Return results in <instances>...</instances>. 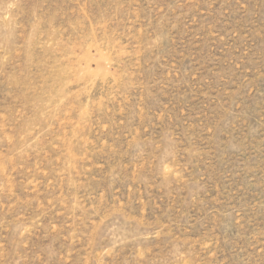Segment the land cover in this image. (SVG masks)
Here are the masks:
<instances>
[{"label":"rangeland","instance_id":"obj_1","mask_svg":"<svg viewBox=\"0 0 264 264\" xmlns=\"http://www.w3.org/2000/svg\"><path fill=\"white\" fill-rule=\"evenodd\" d=\"M0 264H264V0H0Z\"/></svg>","mask_w":264,"mask_h":264}]
</instances>
